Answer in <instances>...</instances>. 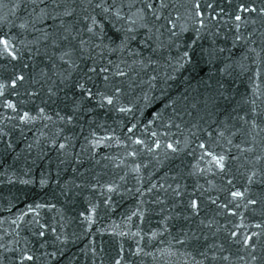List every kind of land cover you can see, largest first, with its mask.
<instances>
[{
  "label": "water",
  "instance_id": "obj_1",
  "mask_svg": "<svg viewBox=\"0 0 264 264\" xmlns=\"http://www.w3.org/2000/svg\"><path fill=\"white\" fill-rule=\"evenodd\" d=\"M145 2L159 0H136V7ZM197 2L208 24L199 39V25L189 19ZM165 3L175 37L162 18L147 44L141 28L127 49L113 52L119 40L109 38L129 23L103 20L86 0H69L73 16L58 10L74 26L71 34L60 20L40 22L43 5L0 0V36L18 56L11 59L0 45V264H264V14L238 11L241 3L264 7V0ZM236 14L244 19L235 21ZM86 15L105 25L103 41L99 25L98 35L85 30ZM70 46L75 68L60 59ZM210 46L224 52L207 64L201 48ZM192 48V62L177 71L176 59ZM77 82L93 91L119 88L116 103L82 101ZM25 112L29 118L20 119ZM201 143L224 157L223 168ZM37 204L44 207L29 211ZM245 236H252L247 245ZM24 253L34 259L22 262Z\"/></svg>",
  "mask_w": 264,
  "mask_h": 264
},
{
  "label": "snow or ice",
  "instance_id": "obj_2",
  "mask_svg": "<svg viewBox=\"0 0 264 264\" xmlns=\"http://www.w3.org/2000/svg\"><path fill=\"white\" fill-rule=\"evenodd\" d=\"M33 4L36 5V7H40V5H43L42 8H40V13L38 15V19L40 20L41 23L47 21V20H51L53 22H55L56 20H60V25L62 27H64V31L66 33L71 34V32L73 31V25L72 24H65V21L63 19H61V12L58 11L59 9L63 8V16H73L75 9L74 8H69L68 7V2L69 0H50V3L46 2V0H32ZM72 3H75V0H71ZM82 2H85V0H82ZM86 3L88 4L89 7H92L94 10L95 9H99L100 12L97 13V15L101 16L103 18V20H109L111 21L112 19H114L115 21L119 22V21H126L129 23V26L127 28H118L115 30V32L113 33V37H110L109 39L111 40L112 43H115L116 40H119V43L116 45L115 48H112L111 51L115 52L117 49H120L121 51L125 50L128 48L130 42L136 40L137 35L139 34V29H145V33L144 35L146 36V40L141 41L142 43L147 44L148 40H152V32H153V28H156V24L155 21H159L162 18L165 19L167 21L168 25H171V27L168 29V31L170 32L172 37H175L177 35L175 28H176V23L175 21H173L172 19H169L167 17H163V13L162 10L168 8V4L165 3V0H159L158 5L154 4L153 2H145L143 3V7L137 8L136 7V0H98V2L93 3V0H86ZM127 7L128 9V15H123V9ZM200 7L201 5L197 2L193 5V9H194V13L193 16L189 17V19H194V22L196 25H199L198 28H195L196 34H197V39H199L200 37V33L202 30H207L208 29V24L205 22V20L203 19L204 13L202 11H200ZM208 7H211V5H208ZM51 8V11H48V9ZM135 8L136 11H132V9ZM146 10H150L151 12V17L152 19L150 20L148 17V13ZM33 11H35V8L33 9ZM239 12H257L259 11L260 14H264V7H260L259 9H257L255 6H251L249 7L248 5L241 3L239 5L238 8ZM85 20H90L91 24L87 25L85 30L88 33H91L92 35H98V33L96 32V27L97 25H99L102 34H99V38L101 41H103L105 39V37L107 36L106 32H103V29L105 27V25L102 23L101 20H97L95 15H86L84 17ZM177 19H179V16L177 17ZM213 20L217 19V17H212ZM235 21L240 22L242 21L244 18L240 15V14H236L234 16ZM252 23H255V21H252ZM151 25V26H150ZM165 25H161V27H164ZM21 28L26 27V25L21 24L20 25ZM114 27V25H113ZM240 24L237 23L236 28L237 31L239 30ZM187 28H182V31H186ZM156 32H159V28H156ZM50 33H45V38H47V36ZM162 35V33H161ZM242 37L240 35L236 36V39L239 40ZM64 40H67L68 37L64 36L63 37ZM55 43V41H54ZM79 43L81 45L85 44L86 41L84 40H80ZM197 40H192L191 44L192 45H196ZM214 43V42H213ZM0 45H2V52L4 54H6L8 57H11V59L16 60L18 59L17 53L14 50V45H10V42L7 38L0 36ZM59 46V45H57ZM97 47H99V45H96ZM177 47H179V45H177ZM153 51H155V49H153ZM73 52H75V49L72 48L71 46L69 47V49L67 51H63L60 59L63 60L66 64L70 65L72 68L77 67V65L75 64V61L72 60V54ZM224 49L223 48H215L210 46L207 49L201 48V58H205L206 60L205 62L207 64H212L214 61L219 60L220 59V53H223ZM196 55L195 52V48H192L191 53L188 50L183 51L182 55H180L177 59H176V63L178 65V68L176 69L177 71H179L180 69H183L185 67L186 64H189L192 62L193 57ZM67 57V59H65ZM109 63H111V61H109ZM196 64H199V60L196 61ZM96 68H89V72H96ZM101 72L106 73L108 71L107 68H101L100 69ZM223 71H227V66L223 69ZM117 75L123 76L125 75L124 72L122 71H117L116 73ZM17 79L20 81L24 80V76L20 75L15 79L11 80V86L13 88L16 87V83H17ZM88 79L90 80L91 77L89 76ZM103 81L105 82L104 84V88L107 89L108 87V81H109V77L107 75L103 76ZM6 87L5 84H0V95H3V89ZM76 87H78L81 90V100L82 101H88V102H93L95 101L100 107H105L106 105H113L114 103H116V93H118L120 91L119 88L115 89V92H108L106 90H102L100 88H97L96 91H93L92 88L86 87L85 84L83 83H79L77 82ZM221 87H223V85H221ZM5 107L7 108H12L15 109V105L11 102V101H6L5 102ZM41 112H43V109L40 110ZM119 111L121 112H130L132 111L131 108H124L121 107L119 109ZM157 117H159V113H157ZM29 118V114L27 112H25L23 114V116L20 117V119L24 120ZM69 120L72 119L71 116L68 117ZM149 123L151 124L152 121H149ZM253 124H255V122L253 121ZM135 125H132L131 128L128 129V131H133V129L135 128ZM224 133L221 132L220 135H223ZM153 136L156 135L155 132L152 133ZM211 135V134H209ZM138 144H142L143 141L140 139H137L135 141ZM229 143H231V141H229ZM65 145L64 144H60V148H64ZM155 147L157 149H159L160 144L159 141L155 142ZM199 147L203 150H205V155L212 157L213 161L215 162V164L219 165L220 168L224 167L223 164V160L224 157L223 156H216L214 154V152L209 151L208 148L209 146L201 143L199 145ZM167 148L171 149L172 151H175L176 149L174 148L172 143H168L167 144ZM152 149H149V151H151ZM132 155H135V153H132ZM138 167V166H137ZM254 175V173H253ZM28 181H25V183H27ZM41 183H45L44 180H41ZM111 190V189H110ZM231 195L233 197H237V198H241L244 196V193L241 191H233L231 192ZM250 204H256L257 201L255 199L250 200L249 201ZM29 211L35 212L36 209H39L41 207H44L43 205L37 204L35 206V208L32 207V205H29ZM191 207L192 208H197L198 204L196 201H192L191 202ZM38 215V213H37ZM36 223H39V221L37 220ZM47 227V225H41V228H45ZM257 227H260V225H257ZM56 230L53 228L52 232H55ZM37 235H39L40 237H44L45 236V232L44 231H39L37 233ZM121 235H123V233H121ZM233 236L237 235L236 232L232 233ZM57 239H59V237H57ZM252 240V236H245L244 237V244L247 245L250 241ZM180 243H183V241H179ZM122 251V249H121ZM137 251H141V249H137ZM51 255L55 256V253H51ZM21 261H32L34 259V257L32 255H29L27 253H24L21 255L20 257ZM253 259H255V257H253ZM114 264H121V259H115L114 260Z\"/></svg>",
  "mask_w": 264,
  "mask_h": 264
}]
</instances>
